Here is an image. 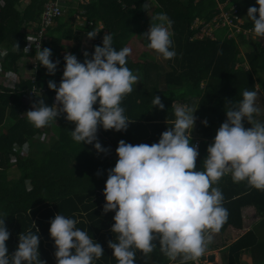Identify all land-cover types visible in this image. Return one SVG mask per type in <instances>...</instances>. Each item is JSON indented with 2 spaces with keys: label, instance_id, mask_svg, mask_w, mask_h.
<instances>
[{
  "label": "trees",
  "instance_id": "1",
  "mask_svg": "<svg viewBox=\"0 0 264 264\" xmlns=\"http://www.w3.org/2000/svg\"><path fill=\"white\" fill-rule=\"evenodd\" d=\"M22 1L0 0V49H7L0 68L18 79L14 89L0 84V216H5V226L10 233L6 246L9 253H13L19 233L35 231L36 228L40 240L39 258L45 264H57L54 241L48 230L50 219L60 213L78 219L77 227L87 231L104 249V255L93 264H118L108 247V241L116 236L110 230L115 212L103 211L107 170L114 167L116 158L97 152L93 146L95 142L74 141L71 130L75 125L67 121L63 113L55 122L39 129L27 120L26 113L23 115L24 111L33 109L39 99L52 104L55 90L48 88V81L59 84L63 70L49 75L34 53L25 52V34L38 29L30 27L28 22L38 21L37 16L47 0H27L25 5ZM225 1L153 0L158 11L152 19L166 14L173 22L172 40L176 39V44L173 40V48L177 47L174 64L167 61L169 70L165 71L145 49L147 41L142 37L145 31L140 20L147 0H90L83 6L85 18L91 22L86 24L91 25L86 28H94L100 22L106 34L112 35L115 49L129 47L132 51L127 58V66L139 77L133 91L121 101L126 117L131 120L127 129L104 130L98 126L97 137L115 133L119 140L127 143L150 145L157 142L155 134L158 137L160 132L172 126L175 119L172 104H196L195 107L201 111L199 115L207 120V126L198 121L192 131V137L200 141L197 160L202 161L207 155L208 140L214 138L226 119L228 102L237 104L244 90L257 92L256 86L264 89V38L255 36L249 19L244 20L240 32L234 37H226L227 27H218L213 31V39L208 36L192 38L198 32L192 27L194 20L211 21L219 13L217 4L222 5ZM237 1L229 0L224 8L228 9ZM72 12L73 8L65 16L55 18V24L48 28L49 40L42 43L43 47L51 49L50 59L59 60L57 68L61 69L65 62L60 50L75 54L81 62L84 60L79 37L71 27ZM247 29L252 32L244 33ZM245 43H250V46L241 52ZM16 44L19 48L14 50ZM97 45L102 46V42L96 36L91 39L89 58ZM34 62L35 72L25 75L24 68L33 66ZM160 77L167 86L164 90L159 88ZM33 86L37 90H45L25 101L27 90ZM154 95L161 97L164 109L152 105ZM93 107H98V104ZM255 118L256 114L253 120ZM258 121H264V115L263 120ZM243 123L246 128L251 127L247 120ZM51 129L56 132V139L39 138ZM11 166L18 173L14 181L8 178ZM214 186L222 191L223 206L228 210L227 219L220 229L229 228L237 237L224 250L226 264H242L245 252L257 251L259 259H263L264 239L259 238L254 228L244 226L243 209L253 207L258 216H264V191L248 186L246 181L234 183L230 175L222 177ZM263 221L264 218L261 223ZM154 243L156 246L147 256L135 250L136 264H179L161 252L158 241Z\"/></svg>",
  "mask_w": 264,
  "mask_h": 264
},
{
  "label": "clouds",
  "instance_id": "2",
  "mask_svg": "<svg viewBox=\"0 0 264 264\" xmlns=\"http://www.w3.org/2000/svg\"><path fill=\"white\" fill-rule=\"evenodd\" d=\"M256 4L259 7H248L247 18L253 23L255 36L264 38V0H256ZM156 20L159 22L151 23L142 37L161 58L173 59V22L166 14H160ZM99 30L94 28L86 36L92 39ZM27 40L35 43L39 64L54 75L59 60L50 59L51 49H41L40 43L31 37ZM24 50L27 53L29 49ZM131 51L127 46L115 49L109 33L103 36L102 46H94L91 58L87 50L83 52V62L75 54L66 53L59 84L48 81V88L55 90L57 103L49 105L39 99L33 109L25 111L27 120L39 129L55 122L63 113L75 125L71 130L74 141L95 142L97 152H107L98 141V126L125 131L131 121L121 106L123 97L139 81L127 66ZM6 54L7 49L0 50V57ZM256 97L255 91L244 90L237 104L228 102L226 119L207 146L202 168L196 164L198 145L190 143L197 107L185 103L172 104L175 119L160 134L158 142L149 145L118 141V159L107 170L103 188V211L115 212L110 230L116 236L108 241V247L118 264H136L135 250L148 255L156 246L154 241H158L169 260L179 257V264H197L211 243L212 234L219 232L228 216L223 193L214 185L230 175L234 183L246 181L248 186L264 191V121L253 120L254 114L260 112ZM151 103L161 110L165 107L159 95H154ZM244 120L251 127L246 128ZM202 123L207 126V120ZM4 217L0 216V264H45L39 258L36 228L19 233L18 245L9 253L6 241L10 233ZM78 223V219L60 213L50 219L48 231L54 241L57 264H93L104 255L100 243L77 227Z\"/></svg>",
  "mask_w": 264,
  "mask_h": 264
},
{
  "label": "built area",
  "instance_id": "3",
  "mask_svg": "<svg viewBox=\"0 0 264 264\" xmlns=\"http://www.w3.org/2000/svg\"><path fill=\"white\" fill-rule=\"evenodd\" d=\"M90 0H47L44 2L42 10L38 16V21H30V27H37L36 32L27 31L26 33V40H25V47H28V52L31 51L34 53L36 58V47L35 43H29L27 40L31 37L33 40L38 41L41 45V49L43 48V41L46 39L49 40V36L47 34L48 28H51L55 24L56 17L65 16L69 9L73 8L72 18L74 22L79 26H90L86 24H91L90 21H87L85 18V10L83 6L87 4ZM229 0H226L222 5L217 4V8L219 13L211 19V21L204 22L202 20L195 19L192 27L194 29H198V32L195 33L193 38H202L204 36L210 37L211 33L213 34L214 29L218 27H227L228 33L227 37H234L236 33L240 32V25L243 23L242 19L238 13V7L236 4L230 5L228 9H225L224 6L228 3ZM99 24V23H98ZM78 26V27H79ZM102 25H98L95 28L99 30ZM101 33L96 35L98 39L102 42L103 36L106 34L105 29H100ZM244 33L252 32L250 29L243 31ZM201 35V36H200ZM213 39V38H212ZM0 50H3L2 48ZM3 60V57H0V61ZM37 60V59H36ZM36 62H34L33 66H26L23 70V73L26 75L32 74L35 72ZM8 72H2L0 68V84H4L8 89H14L17 87L18 79L8 75ZM45 88L41 90H37L34 86L31 89H28L25 96L26 98L30 99L31 96H35L36 94L40 95L44 92ZM57 103L55 101V94L53 95L52 104ZM59 107V105H57ZM45 134L43 133L39 138L43 137L44 140ZM192 137V135H191ZM194 137V136H193ZM192 144H196L199 147L200 141L197 138H193ZM213 139L208 140V144L212 143Z\"/></svg>",
  "mask_w": 264,
  "mask_h": 264
},
{
  "label": "rangeland",
  "instance_id": "4",
  "mask_svg": "<svg viewBox=\"0 0 264 264\" xmlns=\"http://www.w3.org/2000/svg\"><path fill=\"white\" fill-rule=\"evenodd\" d=\"M147 7H144V9H145V11H147V10H151L152 9V6L154 5L153 3H152V1L151 0H149V2H148V0H147ZM236 4L239 6V11H240V13L242 14V17H243V19H242V22H244V20L246 19H248L247 18V9H248V7H250V6H255V7H259V5H257L256 4V0H239V1H237L236 2ZM152 5V6H151ZM148 15H149V13H148ZM257 16H258V14H257ZM145 18H146V15H145ZM144 18V16H143V19L142 20H140V25L142 26V28H144V31L146 32L148 29H149V27H150V24L151 23H155V18H153V19H149V22L150 23H148V21L146 20ZM245 20V21H246ZM148 24H147V23ZM99 23V24H98ZM98 23H96L95 24V27L96 26H98V25H102L100 22H98ZM79 26V25H78ZM91 26V25H90ZM94 27V28H95ZM94 28H90V29H87L86 28V26H79L78 28H76V31H77V35H78V37H79V39H80V41H82V40H84V38H83V36H82V34L81 33H84L85 35H86V33L88 32V31H92ZM83 29V30H82ZM85 30H88V31H86L85 32ZM82 31V32H81ZM219 33V32H218ZM221 35V34H220ZM201 36V35H200ZM173 37V36H172ZM210 37H214L213 36V34L211 33V35H210ZM227 37V36H226ZM250 38H252L251 36H249ZM193 38V37H192ZM203 38V37H202ZM211 38V39H212ZM228 38V37H227ZM253 39V38H252ZM89 40V39H88ZM173 40H175V44H176V39H173ZM82 43V42H81ZM86 44H90V42H85ZM248 46H250V43H245L244 44V46H241V52H245L246 50H248ZM80 47H81V44H80ZM55 48H57V46L55 47ZM148 52H149V54L151 55V56H153V58H154V60L155 61H157L160 65H161V70L162 71H165V70H169V64L167 63V61L169 62V60H164L163 58H161L155 51H153V50H151V49H149L148 47L147 48H145ZM174 49H177V47H174ZM66 53H68L66 50H61L60 52H59V54L60 55H62V56H64ZM52 57V56H51ZM53 61H55V60H53ZM174 62V58L173 59H170V64H172ZM174 64V63H173ZM61 70H63V69H61V68H57V71H61ZM8 73H10V72H8ZM159 88L161 89V90H164V89H166V85L164 84V80H163V77H160L159 78ZM256 93H258V92H256ZM261 93H264V91H263V89H261ZM257 95H261V94H257ZM260 96H257L256 97V106L260 109V112L259 113H257L256 114V118L254 119L255 121H258V120H263V115H262V113L264 112V111H262V110H264L263 109V104H262V102L260 101L259 102V98ZM260 100H264V96H263V98L261 97L260 98ZM258 102V103H257ZM179 103H182V102H179ZM195 106H196V104H194V105H192V107H194L195 108ZM201 111L197 108L196 110H195V112H194V116L196 117V120H195V125H196V123L198 122V121H200L201 119H202V116H200L199 115V113H200ZM26 112L24 111L23 112V115L25 114ZM202 120H204V119H202ZM201 122V121H200ZM195 125H194V127H195ZM193 131V130H192ZM44 134H45V136H44V140L46 139V137H51L52 139H56V132L53 130V129H51V130H49V131H47V132H44ZM112 142H113V139H115L116 140V143H117V146H118V141H119V136L118 135H116L115 133L114 134H112ZM155 138H156V134H155V136H154ZM157 139V141H158V137L156 138ZM110 144V147L112 148V144L111 143H109ZM117 146H115V147H117ZM103 147V146H102ZM114 147V146H113ZM104 148H106V147H104ZM108 152H109V150H107V152H103L104 154H108ZM197 164V168H199L200 167V165L198 164V163H196ZM201 168H202V166H201ZM8 175H9V180L10 181H14V180H16L17 178H18V173L14 170V166H11L10 167V169H9V171H8ZM259 227V226H258ZM223 230V229H222ZM222 232L223 231H221L218 235L216 234V233H213L212 234V241H211V246H214V245H216L217 247H221V245L224 243H222L221 244V241H222ZM233 235H235V234H233ZM258 236H259V238L261 239V240H263L264 239V230H260L259 231V234H258ZM214 243H216V244H214ZM208 248H212V247H210V244H208V246H207V249H206V252H205V254L204 255H209V254H214V257L215 258H217V260L219 259V261L218 262H216V260L214 259V261L213 262H209V261H198L197 262V264H226V256H225V252L224 251H221V252H219L218 250H216V249H214V250H211V249H208ZM256 252L257 251H255V253L253 252H245V258H247L248 259V262H247V259H245V260H243V262H242V264H263V262H264V259H259V257L256 255ZM141 253V252H140ZM141 255L142 256H147V255H144V254H142L141 253ZM178 260H179V257L177 258ZM179 263V262H178Z\"/></svg>",
  "mask_w": 264,
  "mask_h": 264
},
{
  "label": "crops",
  "instance_id": "5",
  "mask_svg": "<svg viewBox=\"0 0 264 264\" xmlns=\"http://www.w3.org/2000/svg\"><path fill=\"white\" fill-rule=\"evenodd\" d=\"M152 1V3H153V0H151ZM26 2H27V0H23L21 3H22V5H25L26 4ZM148 2H149V0H148ZM154 4V3H153ZM152 6V5H151ZM145 7H147V4L145 5ZM148 8V7H147ZM158 11V8L156 7V6H152V9L151 10H147V11H145L144 10V14H143V16H144V18H145V15H146V20L148 21V23H150L149 22V19L151 18L152 19V17H153V15H154V13L156 14V12ZM148 13H149V15H148ZM40 14V13H39ZM39 16V15H38ZM37 16V17H38ZM144 20V19H143ZM147 23V22H146ZM147 23V24H148ZM155 23H157V22H155ZM71 27L74 29V31L77 33V31H76V28H78V24H76L75 22H74V19H73V22H72V25H71ZM83 30V29H82ZM86 31H88V30H85V32ZM82 32V31H81ZM78 34V33H77ZM82 34V36H83V38H84V40H82V41H80V44H81V47H80V49H81V51L82 52H84L85 50H87V52L89 53V51H90V45H91V39H89L84 33H81ZM26 35V34H25ZM89 39V40H88ZM80 40V39H79ZM82 42V43H81ZM85 42H90V44H86ZM61 51V50H60ZM59 51V52H60ZM69 53V52H68ZM64 57V56H63ZM261 89L262 88H260L259 86H256V90H257V94H261V95H257V96H260L258 99H259V102L261 101L262 102V104H263V109H264V100H260V98L262 97L263 98V93H261ZM263 91H264V89H263ZM25 99V101H26V99L27 100H29L28 98H26V97H24ZM29 103H30V101H29ZM258 103V102H257ZM52 105V104H51ZM262 111H264V110H262ZM262 115H264V112L262 113ZM201 122L203 121L202 119L200 120ZM153 125V124H152ZM160 127V126H159ZM159 127H157V128H159ZM44 133V132H43ZM162 132H160L159 134H158V137H160L159 135L161 134ZM112 134H114V133H111L109 136H107V137H97L98 138V141L101 143V145L103 146V147H106V149L107 150H109V152H108V154L107 155H110V156H113V157H115L116 158V160L118 159V157H117V154H116V152H115V149H116V147L115 146H117V143H116V140L115 139H113V142H112ZM191 135H192V133H191ZM40 136V135H39ZM56 137V136H55ZM156 138H157V134H156ZM158 142V141H157ZM109 143H111L112 144V148L110 147V144ZM114 146V147H113ZM104 154V153H103ZM205 157H203L202 158V161H200V162H198V160H196V162L200 165V166H202L203 165V159H204ZM202 163V164H201ZM252 214H254V215H252ZM243 215H244V217H245V219H244V226H247V228L249 229V228H254V230H255V232H256V234L258 235L259 234V231L260 230H264V221H263V223H261V220H263V218H264V216H258L256 213H255V209L253 208V207H246V208H244L243 209ZM251 215H252V217H251ZM260 217H262V218H260ZM259 226V227H258ZM221 231H223L222 232V241H221V247H217L216 245H214V246H211V244L212 243H210V247H212V248H208V249H211V250H214V249H216V250H218L219 252H221V251H224L225 250V248L228 246V245H230L232 242H234L235 240H236V236L235 235H233L234 233L229 229V228H225V229H220L219 230V232H216V234L218 235ZM214 244H216V243H214ZM225 252V251H224ZM244 258L242 259V262H243V260H245V259H247V258H245V254H244V256H243ZM263 259H264V257H263ZM215 260H216V262H218L219 261V259L217 260V258H215ZM172 262H179V260L177 259L176 261H172ZM247 262H248V259H247Z\"/></svg>",
  "mask_w": 264,
  "mask_h": 264
},
{
  "label": "water",
  "instance_id": "6",
  "mask_svg": "<svg viewBox=\"0 0 264 264\" xmlns=\"http://www.w3.org/2000/svg\"><path fill=\"white\" fill-rule=\"evenodd\" d=\"M201 260L200 261H209V262H213L215 257H214V254H209V255H204L200 258Z\"/></svg>",
  "mask_w": 264,
  "mask_h": 264
}]
</instances>
